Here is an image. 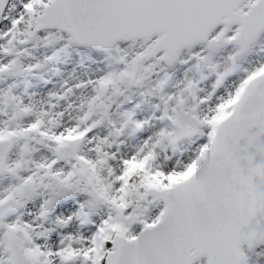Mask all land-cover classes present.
Wrapping results in <instances>:
<instances>
[{
  "label": "snow or ice",
  "instance_id": "obj_1",
  "mask_svg": "<svg viewBox=\"0 0 264 264\" xmlns=\"http://www.w3.org/2000/svg\"><path fill=\"white\" fill-rule=\"evenodd\" d=\"M0 264H264V0H0Z\"/></svg>",
  "mask_w": 264,
  "mask_h": 264
}]
</instances>
